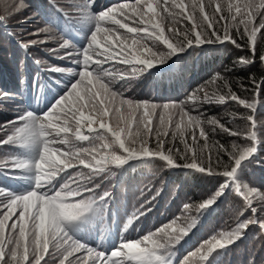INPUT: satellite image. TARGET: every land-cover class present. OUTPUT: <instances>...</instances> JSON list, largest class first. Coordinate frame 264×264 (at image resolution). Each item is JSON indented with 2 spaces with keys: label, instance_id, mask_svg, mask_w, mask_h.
I'll return each mask as SVG.
<instances>
[{
  "label": "snow or ice",
  "instance_id": "obj_1",
  "mask_svg": "<svg viewBox=\"0 0 264 264\" xmlns=\"http://www.w3.org/2000/svg\"><path fill=\"white\" fill-rule=\"evenodd\" d=\"M49 4L63 15L68 28L86 23L91 25V30L83 46L76 44L75 53L67 52L61 57L70 59L78 69H68L73 76L63 93L45 111H26L0 125L3 132L0 148L11 149L7 153L9 159L0 163V174L16 184L15 188L0 186V264H41L42 261L48 264L46 256L53 258V264H174V245L189 234L196 218L188 222V217L181 221L178 216L139 238H122L110 253L90 246L84 239L103 223L110 209L113 193L105 188V181L116 174L112 166L123 168L133 161L145 163L158 158L165 168L194 170L210 180L223 178L219 187L198 204H184V212L195 208L203 218L227 191L241 197L251 210L248 219L239 221L230 231L212 235L185 255L180 264H213L214 254L226 251L249 225L258 224L264 231V219L257 217L258 209L253 207V196L264 202V193L243 180L244 170L255 159L260 143L254 118L255 102L241 98L230 87L227 95L215 97L221 104L230 99L252 110L246 117L251 129L243 133L225 127L214 118L208 121L229 136L251 143L233 142L231 150L220 144L216 148L215 165L211 155L205 164L198 154L201 150L198 136L206 148L208 133L200 116L191 115L183 104L158 106L126 98L122 92L113 90L115 77L104 67L110 63L123 64L135 74L152 69L153 61L163 63L192 47L228 42L242 49L244 46L238 39H246L252 58L241 57L237 63H255L258 34L264 39V0H207V3L205 0H125L98 13L93 11L94 0L84 3L73 0L66 6L68 10L57 0H49ZM73 13L78 14L75 20ZM257 16L259 24L255 22ZM183 21L190 27L183 25L181 30L177 25ZM220 24L222 32L217 28ZM47 31V27L38 29L35 35ZM37 42L22 43V47L26 49ZM159 45L167 51L159 50ZM68 47V40L60 45L61 49ZM259 60L264 64V53ZM50 70L65 71L60 67ZM126 75L122 72L121 78ZM215 79H224L228 87L226 78L218 74ZM252 83L258 95L264 79L257 83L253 78ZM199 91H204L203 98L193 93L186 102L192 108L213 102L206 90ZM177 115L179 118L175 119ZM170 129L172 140L179 138L183 144V152L179 148L175 152L166 149L165 137ZM153 139L155 147L150 146ZM97 140L101 141L99 145L92 143ZM86 141L89 147L78 143ZM31 149L35 155L29 157L25 153ZM222 155L228 157L227 162L222 160ZM221 165L223 170L218 171ZM79 166L83 168L68 171ZM132 223L129 217L125 229Z\"/></svg>",
  "mask_w": 264,
  "mask_h": 264
},
{
  "label": "trees",
  "instance_id": "obj_2",
  "mask_svg": "<svg viewBox=\"0 0 264 264\" xmlns=\"http://www.w3.org/2000/svg\"><path fill=\"white\" fill-rule=\"evenodd\" d=\"M72 2L73 0H57L62 8ZM77 2L84 3L85 0H77ZM122 2L125 0H94L93 11L98 13L100 10H106ZM21 8L28 10V13L18 14ZM208 11L211 13L212 10L209 8ZM29 12L35 19L33 25H37L35 31H29V27L26 26L27 21L32 20L28 17ZM55 17H60V20ZM0 18H3L0 20V125H2L26 111L34 113L45 111L63 93L73 73L65 74V72L50 69L63 68L61 57L67 52L75 53L74 45L83 46L86 43V36L81 34L85 31V27L91 28V25L76 24L78 29L72 27L67 34L64 33L62 30L66 28L65 18L50 6L49 0H0ZM259 21L260 17L257 16L255 22L259 24ZM183 25L190 27L187 21L177 26L183 30ZM45 27L49 28V31L41 33L39 36L42 38L33 33ZM217 28L222 32V24L217 25ZM232 31L234 33L235 30ZM33 40L38 42L26 49L22 47V43L27 44ZM65 40H68L69 47L61 49L60 45ZM40 41L46 42L40 43ZM237 42L244 47L238 49L233 44L225 42L188 48L185 52L172 56L163 63L153 61L156 70L144 69L135 74L129 66L123 64L110 63L104 67L115 77L114 84L111 85L113 90L122 92L126 98L148 101L158 106L165 103L177 106L183 104L185 110L191 115L200 116L203 127L208 133V146L205 148L204 140L199 138L197 130L198 144L201 146L198 154L205 164L211 155L215 165L216 148L220 144L231 150L233 142L251 143L241 137L229 136L208 121L214 118L225 127L243 133L251 129V122L247 121L246 117L252 114V110L245 109L230 99L221 104L215 97L227 95L230 87L231 91L241 98L254 101L256 104L254 118L260 143L257 145L255 159L247 164L244 170L243 180L259 193H264V87L257 95L254 90L255 85L252 83L253 78L257 83L264 79V64L259 60V56L264 53V39L258 34L255 63L247 65L237 63L241 57L252 58L246 39H238ZM158 47L161 51H167L163 45ZM73 70H78L76 65ZM122 72L127 73L123 79ZM218 74L227 79L228 87H225L224 79H215ZM39 80L41 90L35 97L33 92L36 91ZM201 89L206 90L213 97V102L199 104L198 108H192L186 102L193 93L203 98L204 91H199ZM14 97L20 104L19 112L16 113L11 111L14 108L11 106ZM178 118L177 115L175 119ZM0 133L3 135V132ZM188 135L189 143H191L190 130ZM108 138L111 139L110 136ZM165 139L167 140L166 149L172 148L175 152V149L179 148L181 152L184 151L179 138L172 140L171 129ZM78 143L84 147L90 146L87 141ZM92 143L99 145L101 141ZM150 146L155 147V139L151 141ZM9 152L10 148H3L0 152V163L9 159L7 155ZM25 154L29 157L34 156L35 150H28ZM222 160L227 162L228 157L222 155ZM163 164L164 162L157 158L149 159L145 163L133 161L123 168L112 166L116 174L108 177L105 188L113 193V200L101 223L105 225L104 228L107 224L114 225L107 240L113 242L117 240L118 245L122 238H139L169 223L175 217H181V221L184 217H188V222H191V218H196V223L189 234L179 244L174 245L173 261L174 264H180L185 255L194 251L212 235H218L221 231H230L239 221L246 220L252 215L251 210L246 208V202L232 191H227L219 198L211 213L204 215L203 218L195 208H192L190 212H184V204H198L203 197L219 187L223 178L210 180L194 170L165 168ZM217 170H223V165ZM1 176L7 177L2 174ZM0 186H4L2 179H0ZM253 207L258 209L257 217L264 219V202L253 196ZM134 213L138 218L133 216ZM129 217L133 219V223L125 229ZM104 228L101 234L105 233ZM96 235L95 242L92 237L88 244L101 247L99 234ZM100 250L110 253L113 247L105 243ZM46 260L53 262L51 256ZM213 264H264V231L258 224L249 225L243 231L241 238L228 246L226 251L214 254Z\"/></svg>",
  "mask_w": 264,
  "mask_h": 264
},
{
  "label": "rangeland",
  "instance_id": "obj_3",
  "mask_svg": "<svg viewBox=\"0 0 264 264\" xmlns=\"http://www.w3.org/2000/svg\"><path fill=\"white\" fill-rule=\"evenodd\" d=\"M63 1H65V0H63ZM205 2L207 3V0H205ZM99 4H100V2H99ZM68 4H66V6H67ZM66 6L65 7H63V8H65L66 10H68L67 8H66ZM102 7H104V6H102ZM18 14H20V13H28V10H25V8L23 9V8H21L18 12H17ZM29 16L28 17H31L33 14H31L30 12H29V14H28ZM77 15L78 14H76V13H73V20H75L76 18H77ZM57 20H60V17H55ZM3 20V18H0V20ZM30 19H32V20H28L27 22H28V24H26V26H28L29 28H28V30L29 31H35V29H36V27H37V25H33V21H35V19H33L32 17L30 18ZM30 21V22H29ZM30 23V24H29ZM73 28L74 29H78L77 28V25L75 24V25H73ZM91 30V28H87V27H85V31H83L82 32V34L81 35H85L86 37H87V34H88V32ZM64 33H68V31H69V28L66 26V28H63V30H62ZM33 33H36V32H33ZM35 36V35H34ZM38 37H40V38H42V36H38ZM61 66L63 67V68H65V74H69V73H71L72 71H68V69H73V67L75 66V64H73L72 62H71V60L70 59H63V62H62V64H61ZM154 68V70H156V67L154 66L153 67ZM150 70H152V69H150ZM115 79V78H114ZM114 79L112 80V84H114ZM3 80V79H2ZM41 84V82H40V80H39V82L37 81V89H36V91H34L33 93L35 94V97L39 94V91L41 90V86H40V84ZM111 84V85H112ZM17 98L16 97H14L13 98V100H12V102L11 103H13L11 106L12 107H14L13 109H11V111L13 112V113H16V112H19V106H20V104H19V100H16ZM12 115H15V114H12ZM11 117H13V116H11ZM0 136H2V133H0ZM95 142V141H94ZM88 144H89V142H88ZM63 147V146H62ZM89 147V146H88ZM1 151H3V148H0V152ZM10 151H11V149H10ZM81 168H83V166H79L78 168H76V169H68V170H70V172H73V171H78L79 169H81ZM83 170H85V171H88L87 169H83ZM0 179H2L3 181H4V186H8V187H10V188H15L16 187V184H15V181H13L12 179H10V178H8V177H3V176H1V174H0ZM105 226V225H104ZM104 226L102 225V224H100L96 229H95V231H92V232H90L85 238H86V241L87 242H89V244H90V242H91V239H92V237H93V242H95V238H96V234L98 233L99 234V240L101 241L99 244H102V246L101 247H99L100 249H103V247H104V244L105 243H107V245L109 246V247H113L114 245H117L116 244V241H112V240H107V237L110 235V231H111V229H113V227H114V225H111V226H109L108 224H107V226H106V228H104ZM104 228V230H105V233L104 234H101V230ZM120 236V235H119ZM116 237V236H115ZM135 237V236H134ZM117 238V237H116ZM130 238H133V237H130ZM121 240V239H120ZM49 256H46L45 257V259H47ZM48 264H53V262H48Z\"/></svg>",
  "mask_w": 264,
  "mask_h": 264
}]
</instances>
